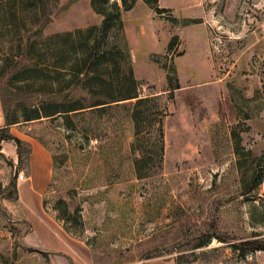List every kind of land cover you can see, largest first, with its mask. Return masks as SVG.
Segmentation results:
<instances>
[{
	"label": "rangeland",
	"instance_id": "1",
	"mask_svg": "<svg viewBox=\"0 0 264 264\" xmlns=\"http://www.w3.org/2000/svg\"><path fill=\"white\" fill-rule=\"evenodd\" d=\"M92 1L60 0L45 34L101 24ZM160 4L171 12L162 16L138 0L124 19L141 93L165 103L162 168L148 178L136 174L131 105L75 117V127L61 115L22 121L13 134L53 158L42 209L88 246L92 264H264V249L245 246L264 243V166L261 185L247 194L240 172L241 163L264 154V0ZM188 18L199 22L184 26ZM67 27L74 29L61 31ZM12 47L13 34L0 24V71ZM154 59L177 67L180 89L170 91L168 72ZM17 148L5 141L0 150V264H52L30 235L39 213L6 196ZM32 172V165L20 168L18 188L20 174L30 183ZM61 201L82 224L60 218ZM201 240L209 241L195 248ZM155 251L162 256L143 259Z\"/></svg>",
	"mask_w": 264,
	"mask_h": 264
},
{
	"label": "trees",
	"instance_id": "2",
	"mask_svg": "<svg viewBox=\"0 0 264 264\" xmlns=\"http://www.w3.org/2000/svg\"><path fill=\"white\" fill-rule=\"evenodd\" d=\"M59 2L0 0V24L5 25L6 32L13 34V51L3 60L5 66L0 71V79H6L0 87L6 118V125L0 127V150L5 141H13L19 154L18 171L6 195L12 201L20 197V168L30 170L33 154L32 144L15 136L11 130L12 125L22 121L61 115L67 124L75 127V117H85L106 108L127 110L131 105L128 115L134 122L132 152L137 176L142 179L152 176L162 168L165 160V103L161 95H142L126 33L124 12L133 10L138 0H122V4L93 0V8L103 16L101 24L46 35L45 30L53 20ZM145 2L162 16L171 12L161 6L160 0ZM167 18L179 22L175 17ZM196 22L199 21L188 18L183 24L188 26ZM177 39L174 37L171 47ZM154 60L168 72L170 91L180 89L177 67ZM263 166L264 154L253 155L249 161L240 164L243 193L253 192L261 185ZM59 209L62 220L82 224L77 209L71 212L64 201ZM208 241L201 240L194 247L207 245ZM262 242L255 239L245 246L252 251L262 250ZM161 256L155 251L143 259Z\"/></svg>",
	"mask_w": 264,
	"mask_h": 264
},
{
	"label": "crops",
	"instance_id": "3",
	"mask_svg": "<svg viewBox=\"0 0 264 264\" xmlns=\"http://www.w3.org/2000/svg\"><path fill=\"white\" fill-rule=\"evenodd\" d=\"M92 12L95 11L92 10ZM98 17L101 16L98 15ZM100 20L102 19H99V21ZM72 29L74 28L67 27L61 29V31ZM5 125L6 118L0 94V127ZM15 125L11 126L12 132ZM31 158L33 172L32 176H29L30 183L26 182L28 178H24L21 179L23 181L19 186L20 203L24 212L25 210H30L33 214H36V211L39 213V216H31V220H33L34 223L33 231L30 234L31 237L35 236L42 249L45 252L50 253L52 264H92L91 253L88 246L82 241L71 237L67 231L63 230V227L61 228V226L56 223L57 220H55L51 215L45 213V210L42 209L43 204L41 199L45 195L53 177V158L47 154L46 151H42L40 147L35 145L33 146V154ZM37 159H40V162H38ZM38 170L43 173L41 179L36 178ZM32 206L36 209L27 208ZM11 212H13L12 206ZM56 227L57 229H55ZM155 262L156 261H147L144 264H153ZM166 264H172V262L167 261Z\"/></svg>",
	"mask_w": 264,
	"mask_h": 264
},
{
	"label": "built area",
	"instance_id": "4",
	"mask_svg": "<svg viewBox=\"0 0 264 264\" xmlns=\"http://www.w3.org/2000/svg\"><path fill=\"white\" fill-rule=\"evenodd\" d=\"M24 178H25L24 173H21V174H20V179H24Z\"/></svg>",
	"mask_w": 264,
	"mask_h": 264
}]
</instances>
